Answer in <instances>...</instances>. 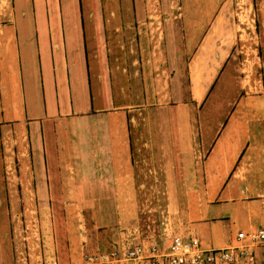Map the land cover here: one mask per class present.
<instances>
[{
	"label": "crops",
	"instance_id": "obj_1",
	"mask_svg": "<svg viewBox=\"0 0 264 264\" xmlns=\"http://www.w3.org/2000/svg\"><path fill=\"white\" fill-rule=\"evenodd\" d=\"M219 1L202 0L199 6L193 5L191 11L199 9L198 14L206 21L212 7L217 9L215 15L219 17L218 11L225 7L223 3L219 6ZM174 7L161 0H12L8 17L0 24V264H16L11 241V229L15 232L16 228L15 224L11 228L10 218L17 219L19 214L14 209L17 200L40 203L103 201L86 196L81 184L83 176L77 174L81 166H76V162H81V147L77 148L68 140L81 135V130L76 127L82 120L91 122L108 118L105 140L99 139L103 137L99 130H91L89 134L96 138L91 142L96 149L91 151L90 148V171L96 185L104 186L109 193L110 202L129 200L130 197L137 202L142 200L143 188L156 185L157 171L164 192L176 202L174 188L178 182L183 187L195 184L193 181L198 177L188 183L185 173V160L195 164V151L191 146L181 149L164 148L159 144L151 146L153 134L165 132L161 116L164 112H155L153 127L149 123L145 127L143 123L150 120L144 113L150 106L164 104V101L156 100L153 93L156 86L154 69L162 65L160 51L151 42H159V28L163 22L169 29L176 20ZM162 10L166 17L161 15ZM185 16L189 18L187 14ZM205 21L204 25H207ZM219 64L212 71L202 73L196 85L192 84V102H180L175 106L184 108L188 104L192 107L189 112H192L193 103L197 104L207 93L200 104L203 109L207 102L205 98L215 89L214 82L218 77L215 79L213 71H218ZM179 82L174 76L169 81L170 87L180 88ZM196 88L200 90L199 99L193 91ZM170 105L164 104V108L159 109L164 110ZM132 107L143 111V114L136 113L138 119L135 113H130L134 111ZM192 115L193 112L190 127L194 121ZM122 117L129 123L137 120V126L131 125L132 130L127 132L116 129L118 122L113 120ZM226 118L216 119L209 134L201 136L198 133L200 150L196 149L202 155L203 175L198 179L206 186L205 179L209 175H218L221 167L226 169L216 191V196L223 201L222 207L217 208L222 220L215 224L205 219L195 227L179 231L183 236H198L200 246L207 249L233 244L239 231L264 227L262 211L247 206L239 216L236 207L230 209L232 205L225 203L232 197L224 182L228 172L238 162L243 149L251 152L253 148L245 137L242 138L240 131L227 142L226 138L220 141ZM8 126L18 129L22 140L25 138L22 142L27 147V157L19 154L23 164L17 165L21 175L13 172V167L9 170V165L3 166L5 156L1 144ZM68 127L75 128L69 131ZM23 128H26L24 136ZM193 143L190 132L189 144ZM9 174L17 179V183L11 184L13 179L10 180ZM204 194L210 196L209 191ZM206 200L211 199L207 197ZM60 225L63 227L61 220ZM109 231L110 246L117 245L125 236L112 227ZM161 235L157 236V241L165 250L169 240L163 233ZM257 250L255 259L260 258V249ZM82 255L85 256V252Z\"/></svg>",
	"mask_w": 264,
	"mask_h": 264
},
{
	"label": "rangeland",
	"instance_id": "obj_2",
	"mask_svg": "<svg viewBox=\"0 0 264 264\" xmlns=\"http://www.w3.org/2000/svg\"><path fill=\"white\" fill-rule=\"evenodd\" d=\"M226 2L227 4L225 0H220L218 3L219 6L222 3V6H225L218 11L219 17L218 14L215 15L217 9L211 7L209 19L205 21V18L198 14L199 9L191 11L193 5L199 6L202 0H161V3L175 6L172 11L177 18L173 20L170 31L163 22L159 28L161 31L159 42H151V45H157L160 51L162 65L154 69L156 86L152 91L156 100L171 105L164 110L159 109L164 108V104L150 106L144 112L150 116V120L146 123L144 120L143 123L145 127L148 123L153 127L155 112L160 111L162 114L163 111L164 114L161 116L165 132L163 134L155 132L151 146L155 147L159 144L161 147L171 149L191 146L194 149V165L196 166L192 161L185 160L186 180L190 183L195 176L200 178L203 175L200 162L202 155L197 152L200 150L198 133L201 136L209 134L214 128L216 119L227 117L220 141L226 138L227 142L230 138L232 139L235 132L240 131L242 138L245 137L253 147L251 152L242 150L238 162L224 180L229 186L228 194L232 196L225 203L232 205L230 209L236 207L235 211L240 216L241 211L245 212L247 206H253V209L264 213V0H227ZM161 13L166 17V12L162 10ZM5 18L0 17V24ZM204 21L207 25H204ZM213 22L219 23L213 25ZM218 64L220 66L218 71H213L215 79L218 77L214 82L215 89L205 98L207 102L205 101L206 106L203 109L200 108V104L207 93H204L197 103L199 106L193 103L194 121L191 122L192 127H190L192 112L189 111L192 107L188 104L185 107L186 105L183 104L184 108H182L183 106H175V104L185 101L189 103L190 100L192 102L190 93L192 84L196 85L197 78L201 77L202 73L212 71ZM174 76L178 77L180 88L170 87L169 81ZM193 91L199 99L200 90L196 88ZM230 103L233 104L230 106ZM175 107L178 108L175 109ZM132 109L134 111L130 113L143 114V111H137L135 107ZM197 109L199 111L195 117ZM138 115L136 114L137 119ZM236 117L237 120L234 121ZM107 119L101 117L91 122L82 120L76 127L77 130H81L79 131L81 135L68 138L70 142H73L71 144L76 145L77 148L81 147L79 149L81 162H76V166H81L77 174L83 176L81 184L86 196L103 201L70 200L40 203L32 200L29 202L17 200L16 203L14 202L15 212L19 213L16 215L17 219L10 218L11 228L13 224L16 228L15 232L11 229L12 253L16 264H54L55 262L83 264L85 261L83 252L86 255L109 249L111 227L114 231L125 235L121 238L122 240L128 238L130 241L132 237L138 235L136 232L147 238H155L158 235L162 236L163 228H166L170 235L180 234V230L195 227L205 219L215 224L222 220L217 208L222 207L223 201L220 196L219 198L216 196V191L221 184V176L226 170L224 167L217 171L218 175H209L205 179L208 186L198 178L193 181L195 184L186 187L178 182L174 188L177 191V202L169 194L168 196L166 191L164 192V185L162 178L158 176V171L156 185L143 188L142 200L137 202L130 197L129 200L110 202L109 193L105 191L104 186L96 185L94 175L90 171L92 164L90 152L96 149L91 142H95L96 138L89 132L99 130L103 136L99 139L105 140L104 129L109 128H106V124L109 123ZM113 121L118 122L116 129L126 132L132 130L131 125L136 127L138 124L137 120L135 122L131 120L129 123L123 117ZM74 128L67 129L71 131ZM6 129L8 131L6 136L4 134L1 144L2 155L5 156L6 162H3V166L9 165V170L13 167V172L21 175L17 165L23 164L22 157H27V147L25 142H22L25 138L22 140L19 130L13 129V126H8ZM22 132L24 136L26 128H23ZM190 132L193 133L194 141L191 145L189 144ZM220 145L222 146L221 143ZM21 153H23L22 157ZM216 153L217 149L215 155ZM207 164V166L210 165L208 162ZM10 182L17 183V179ZM186 190L188 192L185 194ZM204 191H209L210 196H206ZM207 197L211 200H206ZM113 211L117 212L116 216ZM112 212L113 218L110 216ZM57 216L61 218L63 227ZM133 228L137 230L132 231ZM255 264H264V262L256 258Z\"/></svg>",
	"mask_w": 264,
	"mask_h": 264
},
{
	"label": "built area",
	"instance_id": "obj_3",
	"mask_svg": "<svg viewBox=\"0 0 264 264\" xmlns=\"http://www.w3.org/2000/svg\"><path fill=\"white\" fill-rule=\"evenodd\" d=\"M12 0H0V17H8ZM163 236L169 240L167 248H161L157 237H145L136 232L129 241L120 240L106 251L85 255L83 264H255L256 251L264 262V227L239 231L234 243L223 248H202L198 236L170 235L163 228Z\"/></svg>",
	"mask_w": 264,
	"mask_h": 264
},
{
	"label": "trees",
	"instance_id": "obj_4",
	"mask_svg": "<svg viewBox=\"0 0 264 264\" xmlns=\"http://www.w3.org/2000/svg\"><path fill=\"white\" fill-rule=\"evenodd\" d=\"M259 258V257H258ZM259 260H260V258H259Z\"/></svg>",
	"mask_w": 264,
	"mask_h": 264
}]
</instances>
